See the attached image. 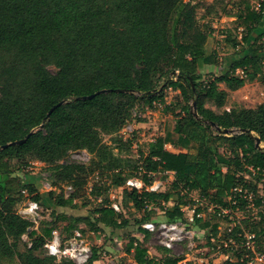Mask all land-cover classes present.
<instances>
[{
  "label": "trees",
  "instance_id": "16d2710c",
  "mask_svg": "<svg viewBox=\"0 0 264 264\" xmlns=\"http://www.w3.org/2000/svg\"><path fill=\"white\" fill-rule=\"evenodd\" d=\"M263 10L264 0L257 10L248 2L240 6L241 44H247L264 21ZM263 36L250 43L252 53L230 64V72L207 80L200 70L214 62L204 46L208 34L198 27L194 7L185 0H0V147L29 135L24 143L0 150V259L54 264L44 245L52 238L57 222H68L64 227L67 240L73 238L79 223L93 232L99 231V226L122 229L129 225L123 216L127 203L143 212L136 224L144 239L151 233L141 225L153 221L156 209L162 211L163 221H181L185 219L182 208L192 200L196 214H201L197 207L201 203L191 199V193L208 205L229 208L231 190L239 186L253 193L254 206H261L258 185L264 175V151L242 131L253 132L264 145V104L221 113L205 106L225 105L227 91L219 84L236 91L258 79L264 69V44L259 43ZM236 70L244 76L235 75ZM172 73L177 77L170 76ZM166 89L179 92L183 116L165 104ZM102 90L106 92L95 94ZM92 94L91 99H81ZM192 99L201 121L190 114ZM62 101L65 103L44 121L49 110ZM137 105L146 109L162 105L165 113L175 117V123L173 138L155 137L134 162L115 157L102 142V135H119ZM218 129L234 133L223 135ZM119 138L112 140L128 146L129 141ZM166 145L186 151H169ZM81 150L93 155L94 167L112 173L115 188L138 176L139 167L155 175L142 176L146 185L157 175L165 178L164 173L173 172L170 188L162 193L123 189L119 213L109 206L108 197L92 188L90 196L100 198L92 212L94 221L59 217L54 208H75L79 188L85 183L87 168L64 162L69 152ZM187 150L194 152L193 157ZM29 160L51 167V186L61 188L59 193H40L37 186L22 180L18 173L29 172ZM124 165L132 167L125 174ZM62 183L73 188L67 196ZM22 191L38 203L39 210H51L54 218L34 223L18 213L16 206L26 199ZM239 202L241 208L246 205L245 200ZM261 220L249 228L234 225L224 238L243 230L254 234L256 250L264 255ZM192 226L207 233V242L221 238H217L218 224L203 217L195 216ZM126 251L132 253L135 264H179L184 260L160 247L157 251L162 257L156 261L137 239H130ZM244 254L243 249L235 252L234 260L225 264H245ZM98 259L93 248L86 264ZM66 264L73 263L67 260Z\"/></svg>",
  "mask_w": 264,
  "mask_h": 264
},
{
  "label": "rangeland",
  "instance_id": "374dc122",
  "mask_svg": "<svg viewBox=\"0 0 264 264\" xmlns=\"http://www.w3.org/2000/svg\"><path fill=\"white\" fill-rule=\"evenodd\" d=\"M194 7L195 20L198 27L208 34L205 49L206 54L214 57V62L210 65H204L200 72L206 76V79L211 80L214 77L221 75L224 72H230V64L242 56L252 53L250 43L257 40L260 35H264V21L258 25L257 29L251 34L247 44H241L242 29L238 24L237 17L240 13V6L243 2H248L251 7L255 10L258 9V5L262 0H185ZM264 15V10H263ZM259 43L264 44V36L260 39ZM235 45V46H234ZM52 73H55L53 67H49ZM235 75L244 76L241 70H236ZM220 89H225L227 91V99L225 105L222 108H216L212 104H206V108L212 109L216 113H221L223 111H228L232 108L236 109H254L260 104H264V69L262 74L258 79L252 82H246L243 87L236 91H228L223 84H219ZM165 104H171L170 107L173 108L175 113H180V108L182 106L181 97L179 92L173 91L171 89H166L164 92ZM193 101V99H192ZM191 101V104H192ZM154 109H146L141 105L135 106L131 114V121L119 132V135H102V142L108 145L112 149V153L115 157L122 160H132L136 161L139 157L138 153L146 152L147 144L153 141L157 136H166L167 138H173V127L175 123V117L165 113L162 109V105L154 106ZM190 114L193 117V113ZM200 111L196 112L199 116ZM180 116H183L180 113ZM123 139V142L129 141L127 144H121L115 142L113 139ZM169 151H186L182 149H174L170 145L165 146ZM193 157V151L187 150ZM93 155L86 151H71L66 156L64 162L83 165L87 168V172L84 174L83 178L85 183L79 188V198L74 201L75 208H62L56 207L54 211L59 217L61 215L65 216H80L87 217L90 221L93 220L92 212L97 209L98 200L95 197L90 196V190L94 188L97 192L101 193L104 197H115L118 199L119 190L114 187V177L112 173L108 172L104 168H96L92 165L91 161ZM30 165L27 171L28 173H18L22 178H26L31 174V172L38 175V179L41 182H47L51 185L54 177L51 167L36 161L29 160ZM141 164V163H140ZM132 165V164H131ZM131 170L132 167H127L124 165V173L126 170ZM170 176L163 178L162 175H157L156 180H160L165 184V191L170 188L171 181L173 179V173L169 172ZM251 180V183H254ZM64 194L68 195L73 191L67 189V184H60ZM58 187H60L58 185ZM43 193L46 191H53L48 189H41ZM61 188H55V192L59 193ZM66 195V196H67ZM258 195L260 199L263 200L261 206H255L254 208L246 209L243 207V215L239 218L241 221L240 225L244 227H250L251 223H256L261 219V226L264 227V175L261 177L258 185ZM191 199H197L196 194H190ZM100 199V198H99ZM27 198L20 202L16 206V211L21 213L29 202ZM192 205V200L190 202ZM204 201L202 205H199L201 209V215L203 219L208 220L210 223H217L220 227L218 229L220 239H224L226 232L232 224L226 217H221L216 213L210 211ZM195 207L196 206H193ZM155 214L152 216L153 221H162L163 214L162 211L156 209ZM51 210H46L40 208L37 211L34 220L30 219L34 223L39 219H46L51 221L54 217L50 214ZM185 214L189 215L190 211L187 210ZM143 215L142 211H136L131 203L123 205V216L129 221V225L122 229H111L103 226H99V231L93 232L84 223H79L77 225V230L81 235V240L84 244L88 245L91 250L94 248L98 252L99 259L92 264H135L132 259V253L126 251V246L130 239H137L143 242L144 247L147 249L148 254L151 258L160 260L162 255L158 248L162 247L159 238L156 235H148L145 239L143 235L139 232L136 221ZM67 221H60L56 223L57 236L61 245H65L68 234L66 233L64 227L67 225ZM188 231V233L186 232ZM184 233V240L180 244L169 250L170 253L175 257H182L184 260L179 264L197 263V264H225V255L222 254L221 250L218 249V241L207 242V233L200 230L198 227H190L186 229ZM75 233V232H74ZM24 241L28 239L24 236ZM163 248V247H162ZM90 250V253H91ZM62 260V259H61ZM60 260V261H61ZM60 261L55 259L54 264H61ZM70 261V260H69ZM62 263L66 264L67 259ZM73 263V262H71ZM0 264H19L15 259L12 262L0 259ZM74 264V263H73ZM86 264V263H85Z\"/></svg>",
  "mask_w": 264,
  "mask_h": 264
},
{
  "label": "built area",
  "instance_id": "2783aa9c",
  "mask_svg": "<svg viewBox=\"0 0 264 264\" xmlns=\"http://www.w3.org/2000/svg\"><path fill=\"white\" fill-rule=\"evenodd\" d=\"M173 173V172H171ZM146 174L148 177L153 178L155 175L150 172H145L142 167L138 168V176L129 178L126 180L125 184L122 187L117 188L119 190V197L115 199V197L109 198V206L113 209V211L119 213L121 210L120 201H121V193L123 189L127 190H135L140 193L141 191L153 192V193H162L165 191V184L161 182L159 179L155 178L150 182V184L146 185L142 176ZM164 175L170 176L169 172L164 173ZM43 188L48 190H55L47 182L43 183ZM67 189L71 190L70 187ZM22 194L25 198L30 200L27 202L24 211L20 214L23 216H30L32 220H34V215H36L39 210V205L37 202L31 200L28 197L26 191H22ZM245 200L246 205L244 206L246 209L254 208V195L249 192L247 189L242 187H235L231 190V195L229 197V208H223L217 205H208L207 208L216 213L221 217H226L232 224L229 227L228 232L231 231L232 226L240 225L241 221L239 218L243 215V209L239 206L240 200ZM100 202V199H97ZM195 201L202 205L203 200L195 199ZM194 206V205H193ZM196 208L192 207V205H188L182 208V211L185 213L187 210L190 211V214H185V219L177 222H166V221H148L141 225V228L152 235H156L161 243V246L165 249L171 250L174 246L180 244L184 240V233L186 229L190 228V225L194 222V217H202L201 214H196ZM196 214V215H195ZM27 218V217H26ZM30 219V218H29ZM188 233V231H186ZM186 234V233H185ZM219 234L217 238H219ZM211 241H216L215 239H211ZM48 256L53 257L57 261L61 259H67L73 262L74 264H85L87 259L90 257V248L88 245L84 244L83 240H81V235L75 231L73 238H71L65 245H61L57 233L54 231L52 234V238L47 241L44 245ZM218 249L221 250L222 254L225 255L226 260H234V253L240 250H244V260L245 264H264V255L259 253L256 250V238L254 234H249L247 232H240L235 236L230 235L224 239H220L218 244ZM227 251V253H225ZM183 261V260H182ZM188 262V261H187ZM186 263V262H185Z\"/></svg>",
  "mask_w": 264,
  "mask_h": 264
},
{
  "label": "water",
  "instance_id": "95a60500",
  "mask_svg": "<svg viewBox=\"0 0 264 264\" xmlns=\"http://www.w3.org/2000/svg\"><path fill=\"white\" fill-rule=\"evenodd\" d=\"M170 76L177 77V73H172ZM192 91L194 92L193 86H192ZM105 92H106L105 90H102V91L97 92V93H95V94H101V93H105ZM116 92H121V91L118 90V91H116ZM95 94H92V95H89V96H84V97H82L81 99H82V100L91 99V98H93V97L95 96ZM63 103H65V102L62 101V102H60L59 104H57V105H55L54 107H52V108L49 110V112L47 113V115H46L44 121H46V120L49 118L51 112H52L56 107L62 105ZM190 108H191V112L193 113V118L196 119V120H198V121H201V118H200L198 115H196V112H197V111H196L195 99H193ZM209 125H210L211 127H215V124L212 123V122H210ZM38 128H39V129H42V128H43V125H40ZM218 130H219V133H220V134H223V135H231V134L234 133L232 129H223V130L218 129ZM242 132H244V133H248L251 137H253L254 140H255V146H256V148L259 149V150H261V151H264V145H261L259 138L256 137V136L254 135L253 132H249V131H242ZM28 136H29V135H28ZM28 136H27L25 139H23V140H19V141H14V142H11V143H7V144L1 146V147H0V150L5 149V148H7L8 146L20 145V144H22V143L25 142V140L28 138ZM26 217L31 219L30 216H26ZM35 217H36V215H34V218H35Z\"/></svg>",
  "mask_w": 264,
  "mask_h": 264
},
{
  "label": "crops",
  "instance_id": "0c3cea01",
  "mask_svg": "<svg viewBox=\"0 0 264 264\" xmlns=\"http://www.w3.org/2000/svg\"><path fill=\"white\" fill-rule=\"evenodd\" d=\"M20 176V175H19ZM21 177V176H20ZM22 178V177H21ZM22 180L25 182V183H32V184H34L35 186H37L38 187V191L40 192V193H43V192H41L42 190L41 189H43V183L41 182V180H39L38 179V176L36 175V173H33V172H31V174L29 175V177L27 176L25 179L24 178H22ZM47 192V191H46ZM220 227L218 226V229H219Z\"/></svg>",
  "mask_w": 264,
  "mask_h": 264
}]
</instances>
